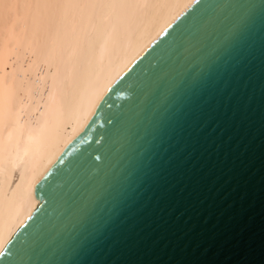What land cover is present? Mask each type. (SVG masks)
<instances>
[{
  "label": "water",
  "instance_id": "95a60500",
  "mask_svg": "<svg viewBox=\"0 0 264 264\" xmlns=\"http://www.w3.org/2000/svg\"><path fill=\"white\" fill-rule=\"evenodd\" d=\"M226 2L254 6L250 42L230 94L217 96L204 110L201 127L185 129L183 146L169 154L170 164L155 174L146 171L141 207L107 246L75 255L59 240L34 252L25 246L29 264H264V0ZM166 39L160 35L156 42ZM155 47L151 44L114 82L83 129L40 177L33 192L37 205L8 248L15 251L20 241L30 242L46 223V213L51 214L48 193L69 168L84 177L100 175L123 154L124 131L115 135L116 126L109 121L127 110V85L152 61ZM6 257L0 256V264Z\"/></svg>",
  "mask_w": 264,
  "mask_h": 264
},
{
  "label": "bare ground",
  "instance_id": "6f19581e",
  "mask_svg": "<svg viewBox=\"0 0 264 264\" xmlns=\"http://www.w3.org/2000/svg\"><path fill=\"white\" fill-rule=\"evenodd\" d=\"M192 0H0V250L101 97Z\"/></svg>",
  "mask_w": 264,
  "mask_h": 264
},
{
  "label": "snow or ice",
  "instance_id": "6c2138e0",
  "mask_svg": "<svg viewBox=\"0 0 264 264\" xmlns=\"http://www.w3.org/2000/svg\"><path fill=\"white\" fill-rule=\"evenodd\" d=\"M138 2L147 6L161 0ZM260 7L264 25V5ZM253 9L226 0H192L186 13L166 25L171 32L161 29L158 35L168 39L151 42L156 44L152 61L127 85V110L109 121L116 126L115 135L124 131L119 146L123 154L100 175L84 177L69 168L48 193L51 214L46 213V223L30 242L14 245L15 251L7 245L0 250V256L7 254L5 264H29L25 246L34 252L57 240L74 255L107 246L117 231L129 226L142 205L146 171L155 174L170 164L169 154L182 148L185 129L201 127L204 110L217 96L230 94L250 42Z\"/></svg>",
  "mask_w": 264,
  "mask_h": 264
}]
</instances>
